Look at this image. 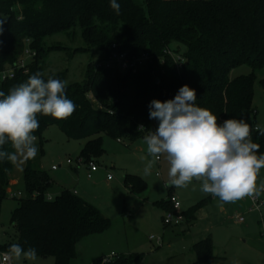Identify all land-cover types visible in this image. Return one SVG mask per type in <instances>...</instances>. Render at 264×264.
<instances>
[{
  "label": "trees",
  "instance_id": "16d2710c",
  "mask_svg": "<svg viewBox=\"0 0 264 264\" xmlns=\"http://www.w3.org/2000/svg\"><path fill=\"white\" fill-rule=\"evenodd\" d=\"M120 14L110 8V0H0V13L7 17L0 34V71L13 67L29 48L34 56L24 68L15 69L13 78L0 81V91L9 90L40 72L65 82L66 96L76 110L66 119L37 114L40 127L32 133L43 153V133L57 125L67 139L85 140L77 159L83 162L99 157L104 149L102 136L135 140L156 128L150 124L149 105L153 100L174 99L178 90L188 85L196 92V105L210 110L217 122L247 119L253 112L254 70L264 68V0H117ZM80 28L81 39L106 59L111 51H148L152 61L137 72L119 73L112 68L88 61L80 83H66V71L44 75L48 48L44 38L58 32ZM184 47L182 52L171 44ZM167 50L181 53L182 68L176 69ZM241 65L251 72L231 76ZM158 81V83H157ZM264 87V77L260 79ZM89 95L92 98H89ZM144 131L138 130L139 126ZM252 134L264 154V135ZM4 149L12 152L11 143ZM13 163L0 161V203L7 197ZM23 196L11 211L10 224L15 230L10 245L35 248L37 255L50 256L53 264H70L76 244L84 237L101 232L110 225L98 208L62 189L47 199L52 179L43 169L25 161L22 171ZM125 186L143 191L146 183L138 176L126 174ZM171 191L168 192V196ZM167 210L171 204L159 202ZM203 201L183 211L187 219L195 218ZM195 260L188 264H215L211 238L206 236L191 246ZM143 254L119 255L110 264H134ZM100 258L91 264H100Z\"/></svg>",
  "mask_w": 264,
  "mask_h": 264
},
{
  "label": "rangeland",
  "instance_id": "374dc122",
  "mask_svg": "<svg viewBox=\"0 0 264 264\" xmlns=\"http://www.w3.org/2000/svg\"><path fill=\"white\" fill-rule=\"evenodd\" d=\"M0 17L6 16L0 13ZM43 42L45 48H48L44 75L66 71V83L69 84L80 83L84 79L88 61L96 62L99 59L93 48L81 49L86 46L78 25L68 32L48 35ZM170 47L180 52L184 50L177 43ZM249 72V66L241 65L233 69L230 75ZM254 74L253 112L245 120L252 129L251 138L255 131H264V87L260 83L264 77V68L254 70ZM89 98L92 96L89 95ZM143 137L132 141L122 138L121 142H117L103 135L104 151L94 159L98 169L91 173L90 178L87 177L86 162H78L77 159L85 140L67 139L57 125H51L43 133L42 154L39 152L38 141L34 142L38 153L33 158V165L45 170L52 179L50 195L55 196L61 189H75L76 195L98 208L110 220L107 229L77 242L76 254L70 264H91L112 252L126 256L143 253L142 258L134 264H188L195 259L194 255L190 256L191 242L206 236L211 238L215 264H264V216L261 217L257 211H248L247 197L235 203H224L218 197L203 193L200 190L201 182L193 180L184 188L170 185V165L166 155H161L156 161L151 175H144V168L153 157L147 153ZM24 165L25 161L22 160L13 164L10 179L16 182L13 184L12 180L9 181L12 185L7 197L0 203V246L15 234L10 224V214L18 205L16 199L24 195L21 178ZM52 166L56 169H52ZM124 172L140 175L147 187L143 191L129 189L123 184ZM108 174L112 179L107 183ZM261 184H264V168L257 178V186ZM169 190L180 200L181 211L177 224L165 226L162 218L167 211L155 202L164 199ZM10 193H15L16 199ZM259 197L264 202V192ZM201 201L204 203L195 220H189L182 214ZM238 217H242L243 221H238ZM151 235L159 237L160 244L155 240L150 241L148 238ZM15 264H53V258L37 255L33 261L22 257Z\"/></svg>",
  "mask_w": 264,
  "mask_h": 264
},
{
  "label": "clouds",
  "instance_id": "9594fccd",
  "mask_svg": "<svg viewBox=\"0 0 264 264\" xmlns=\"http://www.w3.org/2000/svg\"><path fill=\"white\" fill-rule=\"evenodd\" d=\"M110 8L120 14L117 0H110ZM6 21L7 17H0V34ZM196 100L195 90L184 85L174 99L150 103L149 119L157 120L158 127L143 137L147 153L153 157L144 175H151L156 161L166 155L172 186L184 188L195 180L201 182L203 193L224 203L259 197L264 192V184L257 186L264 154L257 155L260 145L253 142L249 124L235 118L218 123L210 110L196 105ZM76 107L66 96L65 82L51 76L45 80L40 72L11 88L7 95L0 91V161L16 164L35 158L37 137L32 133L40 127L37 114L66 119ZM259 134L264 135V131ZM9 142L12 152L4 149ZM2 255L8 264L22 257L37 259L35 248L24 249L20 244L10 245Z\"/></svg>",
  "mask_w": 264,
  "mask_h": 264
},
{
  "label": "built area",
  "instance_id": "2783aa9c",
  "mask_svg": "<svg viewBox=\"0 0 264 264\" xmlns=\"http://www.w3.org/2000/svg\"><path fill=\"white\" fill-rule=\"evenodd\" d=\"M167 54L172 58L174 61V64L176 66L177 70H180L182 68V63L184 62V58L181 55V53H175L172 52L171 50L166 51ZM34 56V52L30 50L29 48H26L24 50L23 55L14 63L13 67H10L6 70L0 71V81L5 80L6 78H13L14 76V71L15 69L19 68H24L27 59L31 58ZM153 56L148 52V51H141V52H129L126 50H117L114 49L111 51L106 59L97 61L96 65L97 66H103L106 68H112L116 70L119 73H126V72H132L135 73L144 65H146L148 62L152 61ZM158 83V81H157ZM150 124L154 126L155 128L158 127V121L151 119ZM138 130L144 131L141 129V125L138 127ZM148 134V131H147ZM68 163L70 160L67 161ZM78 162H83L81 158L78 159ZM87 164V177L90 178L91 173L97 170V163L95 162L94 159H90L86 162ZM52 169H56L55 166H52ZM107 180H110L112 177L110 174L107 175ZM75 193V192H74ZM20 192H18V195ZM12 197H15V193H10ZM47 199H51L49 195L46 196ZM168 202L171 204V209L167 210L166 215L163 218V223L165 225H171L172 223L177 224L178 221L180 220L179 213L181 211V202L178 199L176 195L171 193L168 196ZM249 204H248V211L249 212H254L257 211L259 212L260 216H264V202L260 199V197H257L255 199L248 197ZM238 221L242 222L243 218L238 217ZM262 236L264 237V232L262 233ZM150 241L155 240L157 244H160L161 239L159 237L155 238L153 235L149 236L148 238ZM6 251H1L0 252V264H8L7 261H4L3 259V253ZM119 255L114 254L113 252L108 255L100 258L99 263L100 264H110L113 260H115Z\"/></svg>",
  "mask_w": 264,
  "mask_h": 264
},
{
  "label": "crops",
  "instance_id": "0c3cea01",
  "mask_svg": "<svg viewBox=\"0 0 264 264\" xmlns=\"http://www.w3.org/2000/svg\"><path fill=\"white\" fill-rule=\"evenodd\" d=\"M143 137V136H142ZM139 138H141V137H139ZM117 140V142H121L122 141V138H118V139H116ZM104 149V148H103ZM97 165H98V163H97ZM97 169H98V167H97ZM95 171H97V170H95ZM94 171V172H95ZM93 173V172H92ZM126 174H131V173H128V172H124V174H123V178H124V176L126 175ZM132 175H136V176H138V177H140L144 182H145V180L140 176V175H137V174H132ZM112 179V178H111ZM110 179V180H111ZM10 180H12L13 181V184H15V180H13V179H9V181ZM110 180H107L106 179V182L108 183ZM146 183V182H145ZM124 184V183H123ZM12 185V183H9V186L7 187V192L9 191V188H10V186ZM127 187V186H126ZM146 187H147V183H146ZM62 190V189H61ZM51 191V190H50ZM169 191H171V190H169ZM168 191V192H169ZM73 192H75L76 193V190L74 189L73 190ZM56 194V193H55ZM50 197H53V196H51L50 195V192H49V194H48ZM168 193H167V196L164 198V199H161V201H167L168 199ZM161 201H156L155 202V204L156 205H158L159 207H161L163 210H165V211H167V209L166 208H164L163 206H161V204L159 203V202H161ZM247 202H248V204H249V200H248V197H247ZM186 211V210H185ZM201 210L199 209L196 213H195V218L194 219H192V220H195L196 219V215H198V213L200 212ZM162 221H163V218H162ZM165 225V224H164ZM165 226H167V225H165ZM204 238V237H203ZM196 241H192L191 242V245L193 244V243H195ZM138 254H140V253H138ZM141 254H143V253H141ZM192 255H194V257H195V254L191 251V253H190V256L192 257ZM126 256V255H125ZM143 256V255H142ZM142 258V257H141ZM195 260V259H194ZM193 262V261H192Z\"/></svg>",
  "mask_w": 264,
  "mask_h": 264
}]
</instances>
